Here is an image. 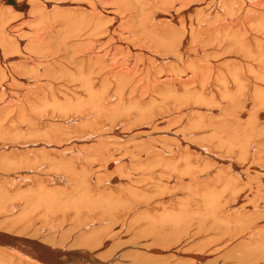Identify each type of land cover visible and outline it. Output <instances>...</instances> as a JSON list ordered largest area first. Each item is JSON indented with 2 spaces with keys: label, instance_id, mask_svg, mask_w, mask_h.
<instances>
[{
  "label": "bare ground",
  "instance_id": "obj_1",
  "mask_svg": "<svg viewBox=\"0 0 264 264\" xmlns=\"http://www.w3.org/2000/svg\"><path fill=\"white\" fill-rule=\"evenodd\" d=\"M14 2L0 0V211L8 189H34L0 219V264H264V0ZM58 187L97 195L96 229L71 246L10 234Z\"/></svg>",
  "mask_w": 264,
  "mask_h": 264
},
{
  "label": "rangeland",
  "instance_id": "obj_2",
  "mask_svg": "<svg viewBox=\"0 0 264 264\" xmlns=\"http://www.w3.org/2000/svg\"><path fill=\"white\" fill-rule=\"evenodd\" d=\"M68 6V5H67ZM166 8V7H165ZM68 9V8H67ZM15 11V10H14ZM155 11V10H154ZM19 12V11H18ZM21 13H23V12H21ZM155 13L157 14L158 13V11H155ZM29 20V18L27 19V20H19L20 22H18L19 24H17V22H16V24L20 27V28H28L27 27V25L29 26V27H31V23L32 22H29L28 21ZM22 21V22H21ZM25 21V22H24ZM52 21H53V19H52ZM22 23V24H21ZM49 23H52L51 22V20H50V22ZM160 23H162V22H160ZM59 23H56V24H54L53 26H54V28H59L60 30H62L61 28H60V24L58 25ZM159 24V23H158ZM24 26V27H23ZM33 27H35L34 25H33ZM36 28V27H35ZM58 29V30H59ZM25 30H27V31H25ZM22 32L23 33H25V34H29V31H28V29H24V30H22ZM34 32V31H33ZM62 33H60L59 32V34L56 36V37H54V39H60L61 37H62V34H64V32L63 31H61ZM31 34H33V33H31ZM61 36V37H60ZM25 42V41H24ZM154 104H156V102H153ZM158 105H159V103H157ZM156 104V105H157ZM151 106V105H150ZM149 106V104H148V107H150ZM165 116V115H164ZM162 119H165V117H162ZM125 120V119H124ZM160 120H161V117H160ZM134 123V122H133ZM130 124H131V121H130ZM131 125H133V124H131ZM129 128H133V126H129ZM207 135H208V133H207ZM27 137V136H26ZM26 137H24V139H17L19 142H21L22 140H25V138ZM28 138V137H27ZM263 139H264V137H262ZM129 139V138H128ZM128 139H125V140H122V139H120L119 140V145L117 144V145H112L113 147H112V149H113V151H112V154H114L116 157L115 158H111L109 161H108V163L109 162H112V161H117V158L119 159L120 158V156L122 155V154H125V153H122L121 151V149L120 148H123V146L124 145H126L127 144V140ZM6 140V141H5ZM10 141V138H6V139H1L0 140V143H4V142H7V141ZM113 142H111L110 141V144H112ZM119 150H120V152H119ZM113 152H115V153H113ZM1 159V162H2V158H0ZM1 166V165H0ZM4 171V170H3ZM106 172H108L107 170H105ZM94 173H96V172H94ZM6 180V178L4 177H2L1 179H0V184H2L1 186H2V188H5L6 186L5 185H7V184H5L4 183V181ZM43 180H45V183H43L45 186H46V188L47 189H49L50 191H53V192H56V187L57 186H52L53 184L52 183H49V181H48V179L46 180V179H43ZM48 181V182H47ZM97 183V180H96V178H95V184ZM93 184H94V182H93ZM94 184V187L93 188H95V190L93 189V190H91V191H96V185ZM30 185V186H29ZM5 186V187H4ZM31 187H32V189H34V187L32 186V184H26V186H18L16 189H14V190H12V189H8L7 191L8 192H10L9 194L11 195V192L13 193V191H15V194L13 193L11 196H10V200L8 199L7 200V202H6V207H5V209H7V210H1L0 211V219H2V218H4V216L5 215H7L8 216V214H5V213H8V212H10L9 210H8V207L7 206H9V204L11 205V204H13V203H18L19 202V199H20V196H21V194L22 193H26L27 192V190H28V192L26 193V194H32L33 192H32V189H31ZM7 188V187H6ZM21 188H22V190H21ZM23 188H25L24 189V191H23ZM30 188V189H29ZM20 189V190H19ZM27 189V190H26ZM11 190V191H10ZM26 190V191H25ZM20 191V192H19ZM59 191V192H58ZM64 191V190H63ZM65 191H68V192H71L72 194H78V195H81V196H83L84 195V193L86 192L85 190H82V191H79L78 190V188H76V190L75 189H71V190H68V189H66ZM73 191V192H72ZM77 191V192H76ZM89 192V194L91 195L90 197L89 196H85V198L83 199V200H85L86 202H87V204L90 206H88L89 208H87V206H86V202L85 201H83V203H80V202H82L81 201V199L82 198H76L75 200V202H73V201H71V202H69V201H66V200H69V199H65L64 197V195H61V193H62V189L60 188V187H58L57 188V193H56V200H54L55 198H53V199H50V198H52V197H50V196H45L44 194H41V196L42 197H40V198H37V200H38V202H42V204L40 205V203H38V202H36V200H35V204H33V206H32V208H30L29 210H28V214L29 213H31V214H29L28 215V217H27V223H26V226H25V228L26 229H22V230H19V229H16L15 231H13L12 230V228H9L8 229V225H6V226H4V228L6 229H8L7 230V232L9 233V232H12V233H10V234H13V235H16V232H17V236L18 237H22V239H23V237L24 238H26L27 239V236H28V238H29V236H30V239L32 240V235L34 234V233H37V234H35V236L33 235V237L34 238H36V240L38 239L39 241H43L44 239L43 238H47L45 241H48V238H49V240H50V242H58V241H60V242H58V243H61L62 242V244L65 242V244H67L66 246H71V244H72V237H70V239H71V241H69L68 242V236H69V234L71 233H74V234H72V236H74L75 235V237L79 234V236L81 237L82 236V234L83 233H81V231H85L84 229L86 228H83V229H81V231H79V228L80 227H82V226H86V225H84V224H88V225H94L93 226V228L92 229H96L95 227H96V224L98 225V223H99V221L101 220V218H102V215L104 214V213H101L102 212V210L98 207V204L97 203H99V202H97L98 200H97V195L95 194V193H93V192ZM60 194V195H59ZM83 194V195H82ZM88 194V195H89ZM106 194H107V192H106ZM18 197H17V196ZM59 195V197H57ZM96 195V196H95ZM61 196H63V198L61 197ZM81 196H79V197H81ZM12 197V198H11ZM87 197H89V198H87ZM96 197V198H95ZM61 200H60V199ZM95 198V199H94ZM15 199H17V201L15 200ZM41 199V200H40ZM43 199V200H42ZM47 199V200H46ZM91 199H93V200H91ZM57 200H59V201H57ZM64 200V201H63ZM57 201V202H56ZM60 201H63L62 203L60 202ZM11 202V203H10ZM43 202H44V204H43ZM69 202V203H68ZM92 203V202H94V203H92L94 206H93V209L91 210V208H92V205L91 204H89V203ZM38 203V204H37ZM59 203H61V204H59ZM50 205V206H47V205ZM53 204V205H52ZM73 204V205H72ZM83 204V205H82ZM36 205V206H35ZM38 205V206H37ZM54 205H56V206H54ZM64 205H66V206H64ZM82 205V206H81ZM115 205H117L116 203L114 204V206ZM70 206V207H69ZM73 206V208H71ZM78 206V207H77ZM83 206H85V209H86V212H85V210L83 209L84 207ZM97 206V207H96ZM34 207H39V210H38V208H36L38 211L36 212L35 211V208ZM43 207V208H42ZM45 207H46V209H47V212L45 211L44 212V210H45ZM52 208L51 210H50V208ZM67 207H69V208H67ZM77 207V208H76ZM95 207H96V209H95ZM34 208V209H33ZM63 210H62V209ZM71 208V210H69ZM79 208V209H78ZM81 208V209H80ZM98 208V209H97ZM128 208V210L130 209V207H127ZM127 208L126 209H124L125 211L124 212H128V210H127ZM33 209V210H32ZM77 211H76V210ZM30 210H32L31 212H30ZM41 210V211H40ZM56 210H58V211H56ZM75 210V211H74ZM79 210V211H78ZM89 210V212H91V213H89V212H87ZM91 210V211H90ZM101 210V211H100ZM50 211H51V213H50ZM60 211V212H59ZM81 211V212H80ZM93 211V212H92ZM136 211V210H135ZM140 211V210H139ZM139 211H137L138 213H139ZM4 212V213H3ZM38 212H40V214L42 213V212H44V214L42 213L41 214V216L42 217H44V216H50V217H47V219L44 217V218H42L41 216H40V214H37ZM66 212V213H65ZM72 212V213H71ZM123 211H119V212H117L116 214H114V218L116 219L115 221H117V222H120V224H122L125 220L127 221L128 220V218L125 216L126 215V213H124ZM129 212H131V211H129ZM161 212V210L159 211V213ZM14 213V212H13ZM36 213V214H35ZM46 213H47V215H46ZM75 213V214H74ZM106 213V212H105ZM119 213H120V215H119ZM124 213V214H123ZM137 213V214H138ZM3 214V215H2ZM20 213H15V215H19ZM84 214V215H83ZM89 214V215H88ZM129 214V213H128ZM130 214H135V212H133L132 211V213H130ZM11 215H12V213H11ZM15 215L13 216V217H15ZM44 215V216H43ZM152 216L154 215V217L153 218H155V215H157V213L156 214H151ZM159 215V214H158ZM66 216V217H65ZM107 216V215H106ZM106 216H104V217H106ZM134 216H136V215H134ZM143 216V218H145L144 219V221H142V224L143 223H145V224H143L142 225V229H141V232L143 231V232H145V233H147V232H149L151 229H150V227L151 226H148V223H146L147 222V220H148V218L147 217H145V215H142ZM142 216H141V214H139L138 215V219H141V220H143V218H142ZM38 217H39V219H38ZM109 217V216H108ZM118 217V218H117ZM123 217H124V219L125 220H122L123 219ZM158 219H159V216H156ZM12 218V217H11ZM32 220H31V219ZM34 218V219H33ZM146 218H147V220H146ZM156 218V219H157ZM29 219H30V222H29ZM36 219V220H35ZM38 219V220H37ZM77 220V221H75L74 222V220ZM78 219H80V220H78ZM120 220V221H119ZM5 221H7V222H9V218H7V220H5ZM71 221H73V224H71L72 222ZM83 221V222H82ZM129 221V220H128ZM167 221H169L168 219H167ZM167 221H166V223H164L165 225H163V227L164 226H167L166 224H167ZM6 222V223H7ZM38 222V223H37ZM79 222V223H78ZM67 223V224H66ZM71 225H70V224ZM75 223V224H74ZM29 224V225H28ZM33 224H35L36 226H37V228H39V229H37L36 228V226L34 225L33 226ZM39 224V225H38ZM45 224V225H44ZM120 224H118V226L120 225ZM147 224V225H146ZM30 225H32L33 227H31ZM47 225V226H46ZM54 225H55V227H54ZM59 225V226H58ZM146 225V226H145ZM0 226H1V223H0ZM161 224L160 225H158V226H156V230H158V229H161ZM56 229V230H54V228ZM64 227V228H63ZM74 227V228H73ZM91 227V226H90ZM98 227V226H97ZM117 227V226H116ZM0 228H3L2 226L0 227ZM32 228H34L33 230H34V232H33V230H32ZM42 228V229H41ZM44 228V229H43ZM207 228V227H206ZM42 230V232H41V230ZM46 229V230H45ZM52 229V230H51ZM60 229V230H59ZM67 231H66V230ZM117 229V228H116ZM115 229V230H116ZM137 230H139V227L138 228H136ZM39 230V231H38ZM65 230V231H64ZM68 230H70V231H68ZM146 230H148V231H146ZM184 230V229H183ZM20 231V232H19ZM25 231V232H24ZM45 231V232H44ZM136 231V230H135ZM170 231L172 232H174V230H171L170 229ZM15 232V233H14ZM33 232V233H32ZM70 232V233H69ZM86 232V231H85ZM137 232V231H136ZM139 232V231H138ZM177 232H179V233H176V232H174V233H176L175 235H177V237L180 239L181 237L180 236H182V233L184 234L183 236H182V238L179 240L180 242H178L177 240H176V238H174L176 241H177V246H180V247H183V248H187V250H191V249H194L195 247L197 248V249H200L201 248V246H200V243H201V241H202V239H201V235H196L195 237H193V234H194V231H188V232H186V234L184 233V232H182L181 230L180 231H177ZM233 232V231H232ZM57 233L59 234H63L64 235V237H62V239L61 238H59L60 240H54V239H57V237L59 236V235H57ZM65 233V234H64ZM78 233V234H77ZM88 234H89V232H87ZM164 233V236H166V233H167V235L168 236H170L169 234H170V232H169V234H168V232H163ZM163 233L161 234V237L163 236ZM32 234V235H31ZM67 234V235H66ZM77 234V235H76ZM148 234H151V233H148ZM147 234V235H148ZM172 234V233H171ZM26 235V236H25ZM37 235L39 236V237H37ZM173 235V234H172ZM172 235L170 236L171 238H172ZM130 236V235H129ZM53 237V238H52ZM55 237V238H54ZM66 237V238H65ZM188 237H192L194 240H191V239H189ZM146 238H148V239H151V236L150 235H148ZM166 238H167V236H166ZM220 237L219 236H209V237H206L203 241L206 243V244H213V243H215L218 239H219ZM43 239V240H42ZM168 239V238H167ZM170 239V238H169ZM168 239V240H169ZM54 240V241H53ZM62 240V241H61ZM216 240V241H215ZM67 242V243H66ZM71 242V243H70ZM195 243H197L198 244V246H197V244H195ZM65 244H64V246H65ZM185 244V245H184ZM194 244V245H193ZM189 246V247H188ZM195 248V249H196ZM154 263V262H153ZM152 263V264H153Z\"/></svg>",
  "mask_w": 264,
  "mask_h": 264
},
{
  "label": "water",
  "instance_id": "obj_3",
  "mask_svg": "<svg viewBox=\"0 0 264 264\" xmlns=\"http://www.w3.org/2000/svg\"><path fill=\"white\" fill-rule=\"evenodd\" d=\"M9 4L13 5L16 10H22L23 8H26L27 6L23 4V6H17L14 2V0H8Z\"/></svg>",
  "mask_w": 264,
  "mask_h": 264
}]
</instances>
